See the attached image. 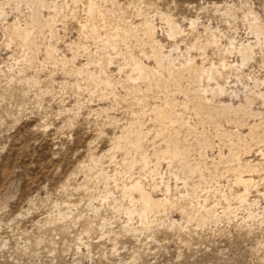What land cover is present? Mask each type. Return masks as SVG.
<instances>
[{
	"label": "rangeland",
	"instance_id": "obj_1",
	"mask_svg": "<svg viewBox=\"0 0 264 264\" xmlns=\"http://www.w3.org/2000/svg\"><path fill=\"white\" fill-rule=\"evenodd\" d=\"M1 1L8 3L2 4L7 6L4 11L8 22L17 16L21 24L29 19L30 9L23 2H19L23 4L16 10L17 2ZM59 1H54L57 6L69 4V9L65 7L69 17L64 29L57 24L60 35L57 42L41 29L31 45L33 48L6 47L0 26V264H264V182L251 189L244 204L229 194L242 193L240 187L233 185L234 154L255 164L260 160L257 149L264 140V85L260 84L264 80V0H98V7L112 21L107 24V32L113 33L111 29L116 24L127 23L128 31L132 29L130 38L114 37L112 48L107 46L104 51L99 42L84 35L80 42L82 49L76 52L70 51L67 44L78 38L77 25L87 17L83 9L86 0H80L78 6L70 0ZM73 10L78 20L70 18ZM24 11L29 12L28 16ZM48 14L52 15L42 11L44 19ZM189 21L196 23L194 28ZM150 23L156 27V39L163 52L172 51L174 69L186 71L182 67L188 66L191 58L197 65L208 68L213 63L219 67L223 56L212 47L206 29L217 36L221 47H230V43L234 46L233 54L223 57L227 62L240 65L241 56L237 52L242 45L251 58L243 67L225 71L224 77L213 80L210 76L202 80H188L189 76H185L176 83L171 78L173 69L160 75L163 83L159 76L151 78V82L144 79L135 81L137 84L128 82L131 71L124 64L139 62L154 66L141 55L150 51L144 32ZM132 33L137 35L136 40ZM48 44L57 49L55 60L47 59ZM24 53H29L28 58ZM73 53H77L74 56L77 67L87 59L100 57L101 63L91 71L98 75L97 67H101L100 79L108 80L112 87L92 86L93 83L84 82L79 76L80 80L75 82L79 78L71 73V68L56 60L63 56L70 60ZM217 81L224 88V95L210 92ZM246 97L252 99L250 107H246ZM156 108L165 112L174 110L173 114L177 112L174 116H180L187 124L172 121L160 131L162 122L155 117ZM138 125L144 136L133 139L138 137L135 131ZM222 130L232 136L240 132L247 137L240 143L239 153L235 149L231 154L228 144L218 139V131ZM157 132L160 137H156ZM118 136H125V141L121 139L116 145ZM203 138L211 141L208 148L202 145ZM167 141L172 150L180 151L171 150L174 160H158L157 155L164 152ZM136 145L140 147L138 152L130 148ZM225 162L229 164L226 166ZM163 174L161 182L159 176ZM263 174L253 176V180L259 181ZM136 180L154 199L172 200L173 204L170 201V207L160 212L150 211L151 208H142L138 193H132L137 201L130 203V195L126 197L123 189ZM205 187H209V194ZM200 203L207 214L202 212Z\"/></svg>",
	"mask_w": 264,
	"mask_h": 264
},
{
	"label": "bare ground",
	"instance_id": "obj_2",
	"mask_svg": "<svg viewBox=\"0 0 264 264\" xmlns=\"http://www.w3.org/2000/svg\"><path fill=\"white\" fill-rule=\"evenodd\" d=\"M3 1V0H2ZM1 1V2H2ZM16 4H15V6H16V10H17V8H18V5H20L19 4V2H23L29 9H30V12H31V14H30V16H29V19H27L26 21H25V19H24V24L22 23L21 24V22L19 21V19L17 18V17H15V19L12 21V22H8L7 21V14L5 13V7H7V6H5V7H3L2 6V4L4 3H0V26H2V32H3V36H4V38H5V45H6V47H9V46H11V45H16V46H18V47H24V48H26V49H30V48H33V47H31V45H32V43H33V41H36L35 39L37 38V35H38V33L40 34V32L42 31L41 29H43V30H46L48 33H49V36H50V39L51 40H55V42H57L56 40H58L59 39V37H60V35H58L59 34V30L57 29V27H58V25H61L62 27L61 28H65V23L67 22V19H68V17H69V14H67V13H65V7H66V10L67 9H69V8H67V7H69L67 4V6H57V2L55 3L54 1L55 0H51L50 2L49 1H47V0H13ZM57 1V0H56ZM61 1V0H60ZM59 1V2H60ZM63 2H66V1H68V0H62ZM71 1V3H73L75 6L77 5L78 6V4H79V2H80V0H70ZM104 1V0H103ZM12 3V2H11ZM22 3V4H23ZM67 3V2H66ZM99 2H98V0H86V3H85V6H84V11H86V15H85V17H86V19H84V22H80V23H78L79 25H77V26H79V27H77V29L79 28V30H78V38L76 39V41L75 42H71L70 44H67V47L69 48V50L70 51H74L75 50V52L76 51H78L82 46H81V40H82V38H85V37H83L84 35L88 38H90V39H94V41L96 40L97 42H99V44L102 46V48H103V50L105 51V49L107 50V46H112V42H113V38L114 37H116L117 39L118 38H121V39H124V40H128V38H130V31L132 30H129L128 31V29L129 28H127V26H126V24L125 23H123V24H125V25H123V24H116V26H115V24H113L115 27H113L112 25H111V23H110V25L114 28V30L113 29H111L112 31H114L112 34L111 33H108L107 32V24H108V22H112L111 21V19H109L105 14H104V12H102V10H100V8L98 7V4ZM5 4H7L8 5V3H4V5ZM14 4V3H13ZM21 4V5H22ZM72 4V5H73ZM59 5V4H58ZM62 5H64V4H62ZM11 6V5H10ZM113 6V5H112ZM20 7V6H19ZM22 7V6H21ZM23 7H24V5H23ZM26 8V7H25ZM76 8V7H75ZM11 9V11H12V9H13V6H12V8H10ZM74 9V8H73ZM7 10V9H6ZM43 10H47V11H49V13H51L52 15H50V14H48V17L46 18V19H44V16L42 15V11ZM72 10V9H71ZM75 10V9H74ZM71 11V13H70V18H72V19H77L78 20V16H76V13L77 12H75V11ZM142 10V9H141ZM10 11V10H9ZM28 11V10H27ZM27 11H24V13L25 12H27ZM83 11V10H82ZM138 11V10H137ZM19 12V11H18ZM146 12V11H145ZM10 13V12H9ZM21 13V12H20ZM28 13L29 12H27V15L26 16H28ZM48 13V12H47ZM139 13V12H138ZM19 14V13H18ZM26 14V13H25ZM144 14V13H143ZM142 14V15H143ZM23 15V14H22ZM78 15H79V13H78ZM82 15V14H81ZM140 15V14H139ZM139 15H137V17L139 16ZM15 16V15H14ZM13 16V17H14ZM20 16H21V14H20ZM136 16V15H135ZM141 16V15H140ZM22 17V16H21ZM144 17H146V16H144ZM9 18V17H8ZM121 18V17H120ZM140 18V17H139ZM117 19H119V18H117ZM143 19V18H142ZM22 20V19H21ZM82 20H83V18H82ZM126 20V19H125ZM148 20V19H147ZM167 21V20H166ZM3 22V23H2ZM73 22V21H72ZM120 22V21H119ZM145 22H146V20H145ZM164 22V21H163ZM189 22H191V21H189ZM254 22V21H253ZM58 23H60V24H58ZM74 23V22H73ZM122 23V22H121ZM140 24H141V22H139ZM153 23V22H152ZM152 23H150V24H146L147 26L144 28V32H145V35H146V39H148V42H146V43H148V45H149V49H147V50H150L149 51V53H147L146 51H144V52H146L147 54H144V52H143V54H141V55H144L143 56V58L145 57L146 58V60H150V61H152L153 62V64H154V66L153 67H151V66H149V65H147V64H143V63H139V62H136V63H132V64H124L125 66L124 67H128L129 69H130V71H131V74H130V76L129 77H127L128 78V82H130V81H133V82H135V81H137V80H148V82H151L150 80H151V78H153V77H157V76H159V78H160V75H162L163 73L164 74H167V73H169V72H171L174 68H175V65L173 64L174 62L172 61V58H171V53H172V51H170L168 54H165L164 52H163V46L160 44V42H159V40L157 41V39H156V27L152 24ZM167 23V22H166ZM58 24V25H57ZM69 24V23H68ZM75 24H77V23H75ZM130 24L132 25L133 23H131L130 22ZM143 24H144V20H143ZM142 24V28L145 26V25H143ZM139 25V24H138ZM195 25H196V23L194 22V21H192L191 22V26L190 27H192V28H194L195 27ZM255 25V24H254ZM130 26V25H129ZM259 26V25H258ZM69 27V26H68ZM111 27V28H112ZM177 27V26H176ZM110 28V27H109ZM136 28V27H135ZM63 29H62V31H63ZM71 29V28H70ZM257 29V28H256ZM66 30V29H65ZM64 30V31H65ZM133 30H135V29H133ZM67 31V30H66ZM139 31V30H138ZM168 31V30H167ZM206 31H208V33L210 34V43L212 44V47L213 48H215V50L218 52V53H221V56H225V54H227L228 53V55H230L231 53L233 54V51H234V46L232 47V45H231V43L229 44L230 45V47H221L220 46V44H219V39L217 38V36H215L214 35V33L213 32H211V30L210 29H206ZM1 32V33H2ZM169 32V31H168ZM170 32H171V29H170ZM169 32V33H170ZM47 33V34H48ZM136 33H138V32H136ZM42 34V33H41ZM63 34V33H62ZM133 34H135V33H132V35ZM68 35V34H67ZM2 36V35H1ZM42 36H44V35H42ZM47 36V35H46ZM45 36V37H46ZM134 36V35H133ZM137 36V35H136ZM136 36H134V39L136 38ZM144 36V35H143ZM169 36V35H168ZM132 37V36H131ZM138 38H140V37H138ZM141 38H142V36H141ZM176 38V37H175ZM39 39V38H38ZM47 39V38H46ZM50 39H48V40H50ZM111 39H112V41H111ZM115 39V38H114ZM132 39V38H131ZM131 39H130V41H131ZM146 39H145V41H146ZM44 40V39H43ZM42 40V41H43ZM124 40L122 41V42H124ZM136 40V39H135ZM144 40V39H143ZM74 41V40H73ZM134 41V40H133ZM137 41H139V40H137ZM145 41H141V42H144L145 43ZM43 42H45V41H43ZM50 42V41H49ZM52 42V41H51ZM69 42V41H68ZM135 42V41H134ZM232 42V41H231ZM143 43V44H144ZM209 43V42H208ZM233 43V42H232ZM258 43H259V41H258ZM39 44V43H38ZM45 44V43H44ZM43 44V45H44ZM53 44V43H52ZM84 44V43H83ZM119 44V43H118ZM122 44H124V43H122ZM129 44V43H128ZM132 44V43H131ZM134 44V43H133ZM142 44V45H143ZM234 44V43H233ZM4 45V46H5ZM35 45H37V44H35ZM49 45V44H48ZM147 45V46H148ZM208 45V44H207ZM34 46V45H33ZM39 46V45H38ZM45 46V45H44ZM81 46V47H80ZM118 47H119V45H117ZM116 46V47H117ZM127 46V45H126ZM133 46V45H132ZM226 46V45H225ZM34 47H37V46H34ZM41 47V46H40ZM84 47V46H83ZM114 47V46H113ZM195 47V46H194ZM248 48H250V45H249V43H248V46H247ZM17 48V47H16ZM39 48V47H38ZM112 48V47H111ZM126 48V47H125ZM139 48V47H138ZM203 48V47H202ZM201 48V49H202ZM240 48V49H239ZM238 48V52H237V54L238 55H240L241 56V63H240V65L238 66V65H236V63H234V64H232V63H229V62H227L223 57H221V64L219 65V67H215L216 65L215 64H210V66L207 68V67H205L204 65H197L196 63H195V60H194V58H191V60H190V62H189V64H188V66L186 65V67L185 68H183L182 67V69H186V71H181V69H174V71L172 72V79L173 80H175V82L177 83V82H179L180 80H183V78L185 77V76H189V78L187 77V79L189 80L190 78H193V79H197V78H201V80H202V78L203 77H212V80H213V78H219V77H224V76H222L223 74L222 73H224L225 71L227 72V71H229V70H232L233 68H241V67H243L246 63H248V61L250 60V56L248 55V54H246L247 52H246V49H245V47H243V45H242V47H239ZM14 49V48H13ZM39 49H41V48H39ZM82 49V48H81ZM117 49V48H116ZM115 49V50H116ZM129 49V48H128ZM132 49V48H131ZM21 50V49H20ZM36 50V49H35ZM251 50V49H250ZM22 51H23V49H22ZM26 51V50H25ZM24 51V52H25ZM30 51V50H29ZM33 51H34V49H33ZM57 52V49H56V47L55 46H52V45H49L46 49H45V53H46V56H47V59L48 60H52V59H54V56H55V54H54V52ZM112 51H114V50H112ZM131 51V50H130ZM253 51V50H252ZM20 52V51H19ZM26 52H28V50L26 51ZM31 53H32V51H30ZM55 52V53H56ZM86 52V51H85ZM116 52V51H115ZM126 52V51H125ZM124 52V53H125ZM36 52H34V54H35ZM127 53V52H126ZM25 54V53H24ZM26 54H28V56H29V53H26ZM25 54V55H26ZM77 54V53H76ZM75 53H73V56H72V58L69 60H67V58L65 57V56H63V57H61V58H58V59H56L58 62H60V64L61 65H63V66H69L70 68H71V73L73 72L74 74H76L75 76H79L80 78H81V80L83 79V81L85 80V81H87V82H89L90 84L91 83H93L94 85H92V86H103V87H107L108 88V86L110 85L111 86V84H110V82L108 81V80H105V79H100L101 77H99V75H101L100 73H102V69H100L101 67H97V68H99L98 70H99V74L97 75V74H95V72H92L91 70V68L92 67H96V65L100 62V60H98L100 57H98V59H94V60H91V59H87L86 60V63L85 64H80L78 67L76 66V64L74 63V56L76 55ZM102 54H103V52H102ZM231 54V55H232ZM250 54V53H249ZM22 55V54H21ZM20 55V56H21ZM24 55V56H25ZM32 55V54H31ZM90 55V54H89ZM119 55V54H118ZM120 55H122V54H120ZM130 55H132V53L130 54ZM203 55V54H202ZM249 57H248V56ZM251 55V54H250ZM13 56V55H12ZM34 56V55H33ZM36 56V55H35ZM86 56V55H85ZM126 56V55H125ZM128 56H129V52H128ZM227 56V55H226ZM252 56V55H251ZM22 57V56H21ZM26 57H27V55H26ZM57 57H60V56H57ZM56 57V58H57ZM103 57V56H102ZM123 57V56H122ZM131 57H133L134 58V56H131ZM141 57V56H140ZM28 58V57H27ZM88 58V57H87ZM108 58V57H107ZM118 58H120V57H118ZM133 58H132V60H133ZM22 59H23V57H22ZM112 59V58H111ZM113 59H114V57H113ZM112 59V60H113ZM130 59V58H129ZM138 59V58H137ZM219 59V58H218ZM233 59V58H232ZM55 60V59H54ZM96 60V61H95ZM98 60V61H97ZM110 60V59H109ZM115 60V59H114ZM126 60V59H125ZM131 60V59H130ZM23 61V60H22ZM32 61V60H31ZM31 61H29V63L31 62ZM124 61V60H123ZM127 61V60H126ZM139 61V60H138ZM143 61V60H142ZM176 61V60H175ZM187 61V60H186ZM189 61V60H188ZM25 62H26V59H25ZM111 62V61H110ZM125 62V61H124ZM32 63V62H31ZM101 63V62H100ZM26 64V63H25ZM50 64V63H49ZM122 64V63H121ZM28 64H26V66H27ZM32 65V64H31ZM41 65V64H40ZM177 65V64H176ZM60 66V65H59ZM104 66V65H103ZM218 66V65H217ZM30 67V66H29ZM32 67H33V65H32ZM57 67H58V65H57ZM62 67V66H61ZM66 67H64V68H66ZM31 68V67H30ZM181 68V67H180ZM207 68V69H206ZM238 68V69H239ZM58 69V68H57ZM60 69V68H59ZM63 69V68H62ZM94 69V68H93ZM70 70V69H69ZM104 70V69H103ZM25 71V70H24ZM63 71V70H62ZM105 71V70H104ZM21 72V71H20ZM67 72V71H66ZM166 72V73H165ZM110 73V72H109ZM68 74V73H67ZM107 73H105L104 75H106ZM120 74V73H119ZM163 74V75H164ZM73 75V74H72ZM103 75V74H102ZM103 75V76H104ZM227 75V74H226ZM169 76V75H168ZM167 76V77H168ZM171 76V75H170ZM78 77V78H79ZM104 77H106V76H104ZM103 77V78H104ZM165 77V76H164ZM226 77V76H225ZM80 78L79 79H76V81L75 82H77V80L79 81L80 80ZM109 78H111V77H109ZM170 78V79H171ZM229 78V77H228ZM156 79V78H155ZM155 79H154V81H155ZM161 80V82H162V78H160ZM164 79V78H163ZM171 79V80H172ZM211 79V78H210ZM214 79V80H215ZM225 79V78H224ZM74 80V79H73ZM105 80V81H104ZM130 80V81H129ZM200 80V79H199ZM211 80V81H212ZM223 80V79H222ZM256 80V79H255ZM82 81V82H83ZM84 81V82H85ZM111 81V80H110ZM123 81V80H122ZM157 81V80H156ZM29 82V81H28ZM31 82H33V81H31ZM81 82V81H80ZM83 82V83H84ZM86 82V83H87ZM169 82V81H168ZM173 83H174V81H172ZM198 81H196V83H197ZM213 82H215V81H213ZM33 83H35V82H33ZM79 83V82H78ZM112 83V82H111ZM136 83V82H135ZM135 83H134V85H135ZM145 83V82H144ZM163 83V82H162ZM170 83H171V81H170ZM195 83V84H196ZM255 84V86H257L258 85V81H255L254 82ZM260 83V82H259ZM30 84V83H29ZM128 84V83H127ZM137 84V83H136ZM139 84V83H138ZM159 84V83H158ZM260 84H262V85H264V80H263V82H261ZM259 84V85H260ZM85 85V84H84ZM87 85V84H86ZM122 85V84H121ZM169 85V84H168ZM35 86V85H34ZM33 86V87H34ZM76 86V85H75ZM80 86V85H79ZM109 86V87H110ZM156 87H158L157 85H155ZM112 87V86H111ZM161 87H163V86H161ZM171 87V86H170ZM170 87H169V89H170ZM173 87V86H172ZM88 88V87H87ZM96 88V87H95ZM95 88L93 89L94 91V93L96 94V91H95ZM137 88V86L135 87V89ZM160 88V87H159ZM164 89H165V87H163ZM162 88V89H163ZM134 89V87L132 88V90ZM156 89H158V88H156ZM155 89V90H156ZM176 89V88H175ZM179 89V88H178ZM200 89V88H199ZM97 90V89H96ZM98 90H100V89H98ZM98 90H97V92H98ZM112 90V89H111ZM166 90V89H165ZM174 90V89H173ZM81 91V90H80ZM88 91H89V89H88ZM103 91V90H102ZM106 91V90H105ZM131 91V90H130ZM130 91H128V92H130ZM144 91V90H143ZM161 91V90H160ZM177 91V90H176ZM197 91H199V90H197ZM90 93H92V91H89ZM136 92V91H135ZM164 92V91H163ZM210 92L212 93V94H218L219 96H221L222 94L224 95V93H225V91H224V88L219 84V82L217 81L216 83H215V87L213 88V89H211L210 90ZM133 93V92H132ZM156 93V92H155ZM167 93V92H166ZM171 93V92H170ZM264 93V92H263ZM102 94V97H104V95H103V93L102 92H100V95ZM114 94H115V92H114ZM164 94V93H163ZM168 94V93H167ZM200 94V93H199ZM203 94V93H202ZM214 94V95H215ZM259 94V93H258ZM262 94V93H261ZM91 95V94H90ZM100 95H99V97H100ZM151 95V94H150ZM166 94H164V96H165ZM170 95V94H169ZM168 95V96H169ZM206 95V94H205ZM254 95V94H253ZM77 96V95H76ZM97 96V95H96ZM115 96V95H114ZM130 96V95H129ZM136 96V95H135ZM167 96V97H168ZM189 96V95H188ZM217 96V95H216ZM249 97H250V95H248ZM105 97H107L108 99H109V97L108 96H105ZM112 97V96H111ZM117 97H119V96H117ZM133 97V96H132ZM249 97H246V99H245V104H246V107H247V105L250 107V104H252V99L251 98H249ZM253 97V96H252ZM255 97V96H254ZM260 97V96H259ZM262 97H263V100H264V95H262ZM106 98V99H107ZM115 97H113V99H114ZM129 98V97H128ZM136 98H137V96H136ZM146 98V97H145ZM152 98V97H151ZM166 98V97H165ZM164 98V99H165ZM169 98V97H168ZM99 99V98H98ZM97 99V100H98ZM101 99V98H100ZM103 99V98H102ZM134 99H135V97H134ZM133 99V100H134ZM139 99V98H138ZM167 99V98H166ZM171 99V98H170ZM115 100V99H114ZM117 100V99H116ZM115 100V101H116ZM122 100V99H121ZM142 100V99H141ZM140 100V101H141ZM77 101V100H76ZM131 101V100H130ZM136 101V100H135ZM134 101V102H135ZM139 101V100H138ZM155 101V100H154ZM166 103H167V100H164ZM170 101V100H169ZM137 102V101H136ZM175 102V101H174ZM221 102V101H220ZM140 103V102H139ZM137 105H138V103H136ZM168 104H169V102H168ZM173 104V103H172ZM184 104H187V103H184ZM204 104V103H203ZM135 105V104H134ZM140 105V104H139ZM153 105V104H152ZM166 105V104H165ZM171 105V104H170ZM229 105V104H228ZM128 106V105H127ZM147 107H148V104L146 105ZM154 106V105H153ZM157 107H158V105H156ZM179 106V105H178ZM220 106V105H219ZM224 106V105H223ZM140 107H142V105L140 106ZM168 107V106H167ZM197 107V106H196ZM232 107V106H231ZM245 107V108H246ZM129 108V107H128ZM139 108V107H138ZM149 108V107H148ZM155 108V107H154ZM164 108V107H163ZM186 108V107H185ZM178 109V108H177ZM183 109V108H182ZM233 109V108H232ZM155 110V117H156V119H157V121H161L162 122V125H160V128H161V130L160 131H163V130H165L166 128H167V125H169L172 121L173 122H178V123H181V124H183V125H185V124H187V123H183L182 122V120L183 119H181L180 118V116H174V115H176L177 114V112H175L174 114H173V111L174 110H172L171 111V109H170V111H168V112H165L164 111V109L163 110H159L158 108H156V109H154ZM195 110V109H194ZM207 111V110H206ZM224 111V110H223ZM235 111V110H234ZM233 111V112H234ZM246 111V110H245ZM197 112V111H196ZM209 112V111H208ZM200 113V112H199ZM238 113V112H237ZM137 114V113H136ZM145 114V113H144ZM223 114V113H222ZM231 114V113H230ZM245 114V113H244ZM259 114V113H258ZM196 115H198V113L196 114ZM246 115V114H245ZM181 116H182V113H181ZM218 116V115H217ZM142 117V116H141ZM206 117V116H205ZM207 117H209V116H207ZM136 118V117H135ZM148 119V118H147ZM181 119V120H180ZM199 119V118H198ZM255 119V118H254ZM181 121V122H180ZM184 121V120H183ZM229 121V120H228ZM140 122V121H139ZM247 122H248V120H247ZM137 123V122H136ZM169 123V124H168ZM238 123V122H237ZM261 123V122H260ZM141 125V124H140ZM171 125V124H170ZM175 125H177V124H175ZM179 125V124H178ZM230 125V124H229ZM129 126V125H128ZM142 126V125H141ZM145 126V125H144ZM189 126V125H188ZM263 126V125H262ZM242 127V126H241ZM251 127V126H250ZM249 127V128H250ZM255 127H256V129L258 128L259 129V127H257L256 125H255ZM254 127V128H255ZM169 128V127H168ZM184 128V127H183ZM191 128V127H190ZM216 128V127H215ZM238 128V127H237ZM176 129V128H175ZM218 129H220V128H218ZM256 129H254V130H256ZM192 130V129H191ZM191 130H188V131H191ZM217 130V129H216ZM215 130V131H216ZM252 129L250 128V131H251ZM262 130V129H261ZM264 130V129H263ZM132 131H133V129H132ZM135 131H136V133L138 134V137L137 138H135L136 136H133V139H139V138H143L142 136H144L143 135V131H142V129L139 127V125H138V127H137V129H135ZM145 131V130H144ZM250 131L248 130V132L250 133ZM258 131V130H257ZM217 132V131H216ZM215 132V133H216ZM263 132V131H262ZM127 133V132H126ZM135 133V132H134ZM199 133V132H198ZM259 133V132H258ZM257 133V134H258ZM261 133V132H260ZM157 134V136L156 137H160V134H158V132L156 133ZM205 134V133H204ZM231 133H226L225 131H218V135H217V137H218V139L219 140H222V141H225L227 144H228V146H229V150L231 151V154H232V151L233 150H235V149H238V153H239V150H240V148H241V145H240V143H242V140L243 139H245V138H247V137H245V136H243L240 132H237V134H236V137L235 138H233V136L235 135L234 133V135L232 136V135H230ZM248 134V133H247ZM256 134V133H255ZM262 134H264V133H262ZM127 135V134H126ZM147 135H148V133H147ZM250 135V134H249ZM251 135H253V130H252V133H251ZM259 135V134H258ZM261 135V134H260ZM130 136V135H129ZM128 136V137H129ZM146 136V135H145ZM119 137V136H118ZM125 137V136H124ZM124 137H119V138H115L116 139V145H119V143H120V141H121V139H123ZM128 137L126 138V140L128 139ZM204 137V136H203ZM217 137H215V138H217ZM148 138V137H147ZM146 138V139H147ZM248 138H250V137H248ZM256 138V137H255ZM254 138V139H255ZM258 138V137H257ZM114 139V140H115ZM125 139V138H124ZM123 139V140H124ZM145 139V138H144ZM251 139V138H250ZM250 139H248V140H250ZM259 139V138H258ZM113 140V139H112ZM141 141H142V139H140ZM152 140V139H151ZM203 140H205V138H203ZM208 139H206L205 141H203L204 142V144H203V142H202V145H204V147H209V145H211V144H209L210 142L209 141H207ZM212 140V139H211ZM247 140V141H248ZM257 140V139H256ZM125 141V140H124ZM140 141V142H141ZM144 141V140H143ZM153 141H154V139H153ZM224 142V143H225ZM243 142H246L245 140L243 141ZM249 142H251V140L249 141ZM252 142H254V141H252ZM256 142V141H255ZM134 143V142H133ZM138 142L136 141V144H137ZM223 143V142H222ZM248 143V142H247ZM261 143V144H260ZM260 147H258V151L256 152L255 150V152L257 153V156L258 157H260V160H259V162H257V163H255V164H253L254 163V161H248V159L247 160H245V159H241L240 158V156L242 157V155H240V156H236V154H234V156L235 157H233V158H235L234 160L235 161H233L234 162V164H235V162H236V164L234 165L233 164V162L231 163V164H233L234 166H232L233 167V171H234V173H233V175L235 174V180H233V185L234 186H237V187H240V189L242 190V193H240V194H238V193H233V192H231V193H229L230 194V197H232V196H235V199L239 202V203H241V204H244V203H246V201H247V199H248V196H249V194L251 193V189H257L258 188V186H259V183H261V182H264V178H262V179H260L259 181H254L253 180V176H255V175H259V174H261V172L262 173H264V151L263 150H261V148L262 147H264V140L262 139L261 141H260ZM114 144V143H113ZM166 149L164 150V152H162L161 154H159V155H157V159L158 160H160V159H170V160H172L173 159V157H174V153L173 152H175V153H177L178 151H180V149L178 150V148H176V149H171V143H169L168 141L166 142ZM115 145V144H114ZM115 145V146H116ZM225 145V144H224ZM223 145V146H224ZM244 145H245V143H244ZM121 146V145H120ZM255 146H257V145H255ZM114 147V146H113ZM139 147V146H138ZM138 147H137V145H136V147H130L131 148V150H133V151H137L138 152ZM175 147V146H174ZM204 147H202V148H204ZM243 147V146H242ZM129 148V149H130ZM140 148V147H139ZM226 148V147H225ZM228 148V147H227ZM252 148V147H251ZM251 148H248V152H251ZM147 149V148H146ZM246 149V148H245ZM244 149V150H245ZM249 149H250V151H249ZM253 149H254V147H253ZM252 149V150H253ZM110 150V149H109ZM113 150V149H112ZM120 150V149H119ZM119 150H118V152H119ZM122 150V149H121ZM173 152H172V151ZM208 150V149H207ZM228 150V151H229ZM243 150V151H244ZM128 150H126V152H127ZM162 150H160V152H161ZM236 151V150H235ZM242 151V152H243ZM254 151H252V152H254ZM117 152V151H116ZM126 152H124V155L126 154ZM157 153H159V151L157 152ZM235 153V152H234ZM255 153V154H256ZM132 154V153H131ZM135 154H137V153H135ZM134 154V155H135ZM230 154V153H229ZM123 155V156H124ZM128 155H129V153H128ZM244 155H246L247 156V154L246 153H244ZM249 155V154H248ZM122 156V155H121ZM125 156H127V155H125ZM123 157V158H126V157ZM131 156V155H130ZM154 156V155H153ZM200 156H201V154H200ZM228 156V155H227ZM233 156V155H232ZM115 157V156H114ZM155 157V156H154ZM203 156H201V158H202ZM220 157V156H219ZM144 158V157H143ZM129 159V158H128ZM128 159H126L127 161H128ZM204 159V158H203ZM220 159V158H219ZM223 159V158H222ZM228 159H229V157H228ZM232 159V157L230 158V160ZM126 160H125V162H126ZM131 160V159H130ZM134 159H132V161H133ZM174 160V159H173ZM124 161V160H123ZM132 161H131V163H132ZM167 161V160H166ZM202 161V160H201ZM221 161V160H220ZM225 161V160H224ZM227 161V160H226ZM257 161V160H256ZM147 162V161H146ZM169 162V161H168ZM171 162V161H170ZM175 162V161H174ZM205 162H206V160H205ZM211 162V161H210ZM144 163V162H143ZM158 163V162H157ZM157 163H156V165H157ZM223 162H221L219 165H221ZM226 163V166H227V164H229V163H227V162H225ZM224 163V164H225ZM122 164V163H121ZM124 164V163H123ZM126 164V163H125ZM146 164V163H145ZM145 164L143 165V167L145 166ZM159 164V163H158ZM171 164V163H170ZM213 164H215L214 162H213ZM223 164V165H224ZM127 165H128V163H127ZM155 165V164H154ZM173 165V164H172ZM171 165V166H172ZM199 165H200V163H199ZM218 165V164H217ZM126 166V165H125ZM198 166V165H197ZM225 166V165H224ZM228 166H230V165H228ZM128 168H129V166H127ZM155 167V166H154ZM168 167V166H167ZM170 167V166H169ZM186 167H188V166H186ZM131 168V167H130ZM148 168V167H147ZM146 168V169H147ZM229 168V167H228ZM235 168V169H234ZM127 169V168H126ZM153 169V168H152ZM154 169H156V168H154ZM197 169H199V168H197ZM214 169V168H213ZM218 169V168H217ZM216 169V170H217ZM125 170V169H124ZM131 170H133V169H131ZM143 170V169H142ZM169 170V169H168ZM176 170V169H175ZM215 170V169H214ZM227 172H228V169H225ZM224 170V171H225ZM126 171H129V170H126ZM144 171V170H143ZM153 171H155V170H153ZM157 171V170H156ZM202 171V170H201ZM232 171V170H231ZM123 172V171H122ZM122 172H120V174H122ZM157 172H159V171H157ZM216 172V171H215ZM215 172H213V173H215ZM217 172H218V170H217ZM150 173V172H149ZM152 174L154 173V172H151ZM156 173V172H155ZM120 174H118L119 176H121ZM127 174V173H126ZM101 175V174H100ZM125 175V174H124ZM155 175H157V174H155ZM155 175H153V176H155ZM159 175H161V174H159ZM217 175V174H216ZM246 175H247V179H246ZM264 175V174H263ZM158 176V175H157ZM156 176V177H157ZM164 176V174L162 175V176H159L160 177V179L162 180V178L161 177H163ZM213 176H214V174H213ZM261 176V175H260ZM156 177H154V178H156ZM264 177V176H263ZM102 178V177H101ZM115 178V177H114ZM148 178V177H147ZM152 178V177H151ZM215 178H217V177H215ZM141 179V178H140ZM159 179V180H160ZM213 179V178H212ZM210 180V181H213V180ZM152 180V179H151ZM154 180H156V179H154ZM153 180V181H154ZM203 180V179H202ZM115 181V180H114ZM204 181H205V179H204ZM152 182V181H151ZM161 182H163V180L161 181ZM187 183V182H186ZM185 183V186H187L188 185V183L186 184ZM199 183V182H198ZM205 183H206V181H205ZM204 183V184H205ZM219 183V182H218ZM231 183V182H230ZM159 184V183H158ZM165 184V183H164ZM184 184V183H183ZM167 185V187H168V184H166ZM197 185V184H196ZM195 185V187H198V186H196ZM203 185V184H202ZM232 185V186H233ZM193 187H194V185H192ZM201 186V185H200ZM231 186V187H232ZM165 187V186H164ZM189 187H191V186H189ZM210 187V186H209ZM209 187L207 188V187H205L206 189H207V193L208 192H210V191H208V189H209ZM229 187V186H228ZM231 187H230V190L229 191H231ZM155 188V187H154ZM153 188V189H154ZM187 189V188H186ZM239 189V190H240ZM166 190V189H165ZM194 190V189H193ZM192 190V191H193ZM196 190V189H195ZM200 190V189H199ZM227 190V191H228ZM186 191V190H185ZM152 192V191H151ZM167 193H168V191H166ZM188 192V191H187ZM206 192V191H205ZM123 193L125 194V196L126 195H130V197H129V200H130V203H132V202H134L135 200H134V198L132 197L133 195H132V193L134 194V193H138V196H139V201L142 203L141 205H143V207L142 208H145V207H147L148 208V210H149V208H151L150 209V211H152V209L154 210H163V209H165V207H170V201L172 202V204H173V201L172 200H170V201H167V200H165V199H163V200H158V199H154L153 197H152V195L150 194V193H148V192H146L145 191V189L143 188V186L141 185V183L139 182V180L137 181H132L131 182V184H130V187H128V186H124V189H123ZM122 193V194H123ZM190 193V192H189ZM192 193V192H191ZM196 193V192H195ZM194 193V194H195ZM204 193V192H203ZM227 193V192H226ZM187 194V193H186ZM209 194V193H208ZM196 195V194H195ZM221 195H222V193H221ZM220 195V197H222ZM226 195H228V194H226ZM124 196V195H123ZM187 196V195H186ZM127 197V196H126ZM126 197H124V199L126 198ZM164 197H165V195H164ZM189 197V196H188ZM188 197H186V198H188ZM194 197V196H193ZM205 197H207V196H205ZM228 197V196H227ZM176 198V197H175ZM181 198V197H180ZM179 197L177 198V200L178 199H180ZM190 198H192L191 197V195H190ZM189 198V199H190ZM199 198V197H198ZM224 198V197H223ZM223 198H221V199H223ZM226 198V197H225ZM224 198V199H225ZM174 199V198H173ZM223 199V200H224ZM129 200H128V202H129ZM183 200H184V198H183ZM186 200V199H185ZM192 200H193V198H192ZM226 200V199H225ZM228 200V199H227ZM137 201V200H136ZM135 201V202H136ZM179 201V200H178ZM191 201V200H190ZM206 201V200H205ZM134 202V203H135ZM176 202V201H175ZM129 203V204H130ZM182 203V202H181ZM190 203V202H189ZM199 203V202H198ZM200 206L202 205V203H200L199 204ZM203 205H206V202H205V204H203ZM138 206H140L139 204H138ZM141 207L139 208L140 210H141ZM172 207V206H171ZM175 207V206H174ZM196 207H198V206H196ZM202 207V206H201ZM203 208V207H202ZM205 208V207H204ZM204 208H203V210H204ZM176 209V208H175ZM178 209V208H177ZM197 209V208H196ZM201 209V208H200ZM126 210V209H125ZM143 210V209H142ZM142 210H141V212H142ZM146 211L147 212V215H149L148 214V212H150V211ZM145 211V210H144ZM198 211H199V207H198ZM202 211V210H201ZM208 212L207 211V209L206 210H204V211H202V212ZM145 212V213H146ZM160 212V211H159ZM165 212V211H164ZM205 212V213H206ZM139 213H140V211H139ZM198 213V212H197ZM201 213V212H200ZM204 213V214H205ZM131 214V213H130ZM130 214H127V216L129 215L130 216ZM138 214V213H137ZM166 214V213H165ZM207 214V213H206ZM141 215V214H140ZM139 215V216H140ZM202 215V214H201ZM200 215V216H201ZM206 216V215H205ZM144 219H145V217H144ZM141 221H142V219H140ZM146 220V219H145ZM145 223V222H144Z\"/></svg>",
	"mask_w": 264,
	"mask_h": 264
}]
</instances>
